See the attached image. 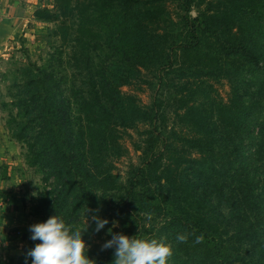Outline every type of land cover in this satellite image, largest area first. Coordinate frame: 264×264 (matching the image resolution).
I'll use <instances>...</instances> for the list:
<instances>
[{
	"label": "trees",
	"instance_id": "trees-1",
	"mask_svg": "<svg viewBox=\"0 0 264 264\" xmlns=\"http://www.w3.org/2000/svg\"><path fill=\"white\" fill-rule=\"evenodd\" d=\"M191 1L185 3L186 6L194 5L200 10L194 17L184 19L185 27L169 40V46L165 45L169 51L165 53L163 50V59L168 62L176 56H187L198 61L207 60V65L180 68L177 72H184V79L225 80L229 85L226 97H218V100H209L203 90L181 94L180 122L188 133L185 142L196 154L189 165L192 176L188 178L173 171L168 160L173 157L175 147L168 143H163L160 148L149 146L142 151L141 164L124 188L116 183L108 169L93 174L75 166L74 153L79 149L76 141L82 142V148L98 147L104 154L111 150L114 157H121L127 152L121 144L124 135H128L127 131H134L153 118L135 96L120 92L119 87L132 83L122 68H114L109 80L97 83L98 89L95 82L91 83L78 103L82 126L76 128V133H73L70 101L63 96L59 83L44 74L27 81L30 95L19 99L17 105L21 110L24 108L25 117L29 118L31 125L36 122L38 125L35 140L39 147L28 146L33 158L31 165L38 163L57 184L63 187L67 184L64 190L77 184V196L87 208L95 207L108 193L116 191H124L123 200L129 203L127 212H134L136 205L142 211L148 205L146 211L151 212L163 201L171 212L163 234L175 244L171 261L174 259L176 264H245L246 260L247 263L260 264V259L251 260V252L242 254V246L248 240L253 245L252 250L262 245L264 194L261 186L264 181L260 186L261 178L254 179L255 175L249 174V170H246L243 180V168L247 169L245 164L256 161L261 162L264 168V85L263 80L257 82L253 76L257 74L264 79V44L259 43L264 35V0ZM51 3V7L33 11L35 20L52 22L58 18L75 17L81 22L77 30L81 36L91 38L94 35L89 25L92 9L89 2L51 0ZM119 5L124 18L119 31L120 39L133 42L137 47L140 45L147 53H151L150 47L155 51L156 43L151 39L153 32L148 28L157 12L155 2L123 0ZM145 45L150 46L143 47ZM216 125L226 131L230 141H233L231 134H235L237 142H231L234 144L230 155H220L221 164L203 165L201 158L214 160L215 145L220 139ZM54 135L63 145L62 157L54 155L51 150ZM87 181H91L95 188ZM195 181L203 182L206 188L218 183L221 186L211 196L199 192ZM146 182L160 189V199L156 204H148L140 196ZM243 183L247 186L244 205ZM253 187L259 188L262 194L253 193ZM226 192H234V197L241 199L231 204L230 195ZM237 205L242 210V225L227 236L226 232H221L219 215L222 209H234ZM243 213L250 216V222H244L248 226H243ZM49 216H43L40 222ZM122 229L125 233L131 231L128 225H123ZM178 233L186 234L187 240L177 242L175 237ZM198 235L202 236V240L195 243ZM101 251L104 255L102 264H111L114 259L112 249ZM87 255L89 258L88 252ZM0 264H31V258L25 256L16 262L0 261Z\"/></svg>",
	"mask_w": 264,
	"mask_h": 264
},
{
	"label": "rangeland",
	"instance_id": "rangeland-1",
	"mask_svg": "<svg viewBox=\"0 0 264 264\" xmlns=\"http://www.w3.org/2000/svg\"><path fill=\"white\" fill-rule=\"evenodd\" d=\"M86 1L92 8L89 25L95 33L91 38L81 36L77 32L81 22L75 17L58 18L52 22L25 21L22 35L12 51L0 55V147L6 148V153L1 156L0 166L3 169V176L10 180L9 185H11L1 193L0 201L8 203L9 212L12 213L7 239L0 237L2 239L0 261L4 263L16 262L24 258L27 251L35 245V242L29 238V225L40 222L43 216L53 214L61 216L67 224L86 229L83 239L92 264H102L104 255L101 250L112 249L114 256V247L107 249L101 247L106 240L111 239L109 229L112 233H122L135 238H165L171 246L172 254L175 250L174 242L163 234V227L171 216L163 201L159 206L156 205L153 209L151 207L153 210L151 212L146 211L149 209L148 205L145 211L136 205L134 212H127L129 203L123 200L124 191H116L108 193L95 207L87 208L77 196V184L73 187L69 185V188L64 190L67 184L64 187L62 184H57L53 177H48L38 163L35 166L31 165L33 158L28 146L33 144L36 149L39 147V143L35 140L38 125L37 122L31 125L29 118L25 117L24 108L21 110L17 105L19 99L30 95L26 86L27 81L44 74L59 83L63 96L70 101V117L73 121V133H76V128L82 126L78 103L88 92L91 83L95 82L98 89L97 83L109 80V74L114 73V68L123 69V73L132 83L129 86L119 87L120 92L135 96L139 104L150 112V116L153 115L151 122L147 120L146 123L140 124L138 129L127 131L128 135H124L122 143L120 142L127 150L124 156L114 157L111 150L109 154H104L98 147L82 148V142L76 141L79 149L77 148L73 158L78 169L84 168L89 173L96 174L108 169L114 175L116 183L123 188L135 175L136 167L141 164L142 151L147 150L149 146L160 148L163 143L175 147L173 157L168 160L173 171L176 170L190 178L192 176L189 169L190 160L196 154L185 142L188 133L183 129L179 117L182 105L181 94L203 90L209 100H218V97H226L229 88L225 80L184 79L185 73L177 72L180 68L184 70L189 66L207 65L209 63L207 60L198 61L187 56H176L168 62L163 59L164 52L169 51L165 45L169 46V40L175 38L185 27L184 19L187 16L194 17L200 10L194 5L186 6L185 3L192 2L191 0H145V3L154 1L157 11L156 15L152 16L151 24L148 25L153 32L151 39L154 40V44L156 43L155 51L150 47L151 53H147L148 51L140 45L137 47L133 42L120 39L119 31L124 18L119 4L123 0ZM45 4V7L52 6L51 0H46ZM262 29L264 30V24ZM262 36L263 39L259 41L261 45L264 44V35ZM147 46L150 45L143 47ZM222 75L224 76V72ZM253 76L258 80L257 82L263 80L264 85L261 76L257 74ZM26 126L28 127L25 128ZM215 127L220 139L215 145L212 157L214 160L199 159L203 165L221 164L220 155H230L233 151L232 145L237 142L235 134H231L233 141H230L225 130L217 125ZM20 135L22 137L19 139ZM9 141L18 154L15 157L11 156V159L4 157L9 152V146L6 147L4 143L9 145ZM51 141L54 155L62 157L63 145L55 135L52 136ZM10 149L14 152L12 148ZM245 165L247 169L243 168V180L246 178V170H249V174L255 175L254 179L261 178L259 181L261 186L264 181V168L261 162ZM90 182L87 181V184ZM244 183L243 205L245 197L247 198L245 195L247 186ZM194 184L199 187V192L211 196H214L212 192L221 186L218 183L206 188L203 182L198 181ZM261 188L264 194V185ZM252 192L262 194L256 187L252 188ZM226 193L230 195L228 198L231 204L241 199L234 197V192ZM140 196L146 203L156 204L160 199V189L153 183L146 182L140 190ZM212 203L215 204V200ZM236 207L230 210L222 209L219 215L222 223L221 232H226L227 236L239 230L242 225V210L239 205ZM93 215L108 219V224L98 232L94 231L95 222L91 220ZM244 222H250V216L243 213V226H248ZM123 225H128L131 231L125 233L122 229ZM261 226H264V220ZM244 234L245 230H243ZM248 241L243 242L242 254L251 252L252 261L260 259L262 261L260 264H264V247L261 248L264 245V234L261 235L262 245L255 250H252L253 245ZM171 256L168 258V264H176L174 259L171 261ZM245 264L252 263H247L246 260Z\"/></svg>",
	"mask_w": 264,
	"mask_h": 264
},
{
	"label": "clouds",
	"instance_id": "clouds-1",
	"mask_svg": "<svg viewBox=\"0 0 264 264\" xmlns=\"http://www.w3.org/2000/svg\"><path fill=\"white\" fill-rule=\"evenodd\" d=\"M91 220L95 222L96 232L108 224L107 218L102 219L96 215ZM85 230L67 224L61 216L53 214L42 222L29 225V238L38 243L27 251L26 256L31 258V264H92L83 239ZM108 232L111 239L106 240L101 247H114L111 264H168L172 249L165 238L143 239L112 233L111 229ZM175 239L183 243L187 235L178 233ZM201 240L202 236L198 235L194 242L200 243Z\"/></svg>",
	"mask_w": 264,
	"mask_h": 264
},
{
	"label": "crops",
	"instance_id": "crops-1",
	"mask_svg": "<svg viewBox=\"0 0 264 264\" xmlns=\"http://www.w3.org/2000/svg\"><path fill=\"white\" fill-rule=\"evenodd\" d=\"M46 0H0V55L12 51L15 43L18 42V38L22 35V27H24L25 21L27 22H39L33 17V11L38 8L45 7ZM45 4V5H44ZM8 155L4 156L7 159H11V156L18 155L14 150V145L9 141ZM12 148L14 152L10 149ZM6 148L0 147V165L1 156L5 154ZM6 163V162H4ZM3 169L0 166V196L2 192L7 190L10 180L3 176ZM8 175V174H7ZM3 176V177H2ZM8 203L0 201V237L6 238L10 222L12 221V213L9 212L10 206ZM7 208V210H5ZM9 208V209H8ZM7 239V238H6ZM5 242H7L5 240Z\"/></svg>",
	"mask_w": 264,
	"mask_h": 264
}]
</instances>
